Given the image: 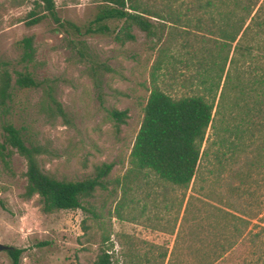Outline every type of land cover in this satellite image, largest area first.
<instances>
[{
	"label": "rangeland",
	"instance_id": "374dc122",
	"mask_svg": "<svg viewBox=\"0 0 264 264\" xmlns=\"http://www.w3.org/2000/svg\"><path fill=\"white\" fill-rule=\"evenodd\" d=\"M31 1L0 0V63L11 84L12 71L24 65L35 79L54 81L66 122L41 88L15 89L0 126L5 118L42 146L39 168L57 180L80 181L100 164L112 168L82 209L44 214L37 195L22 196L24 159L0 150V245L20 249L19 264H93L101 251L109 264H264V235L255 244L241 241L264 227V114H255L263 100L264 0H136L152 35L131 26L133 40L119 43L114 36L124 24L108 21L105 35L70 37L84 43V56L50 20L24 25ZM53 2L61 20L84 26L105 0ZM244 25L187 189L137 169L130 152L151 91L173 100L204 95L227 49L219 50L222 33ZM27 36L35 49L31 64L18 62L17 43ZM113 110L126 113L123 124ZM225 129L242 132L241 143ZM236 217L249 222L245 232ZM0 264H10L6 250Z\"/></svg>",
	"mask_w": 264,
	"mask_h": 264
},
{
	"label": "trees",
	"instance_id": "16d2710c",
	"mask_svg": "<svg viewBox=\"0 0 264 264\" xmlns=\"http://www.w3.org/2000/svg\"><path fill=\"white\" fill-rule=\"evenodd\" d=\"M138 10L136 0H105L104 4L96 7L92 20L84 26H76L69 21L61 20L57 16L53 0H32L31 10L25 16L24 25L31 27L39 24L44 19L50 20L54 24L53 30L63 32L68 37L66 43L77 48L78 54L84 56V43L82 41L74 43L70 37L77 40L85 36L105 35L110 32L107 26L108 21H121L124 24L121 37L114 36V40L119 43L133 40V36L128 32L131 26L136 27L146 36L152 35V25L149 22L148 15L144 11ZM247 26L244 25V28L242 27L241 30L239 28L230 35L222 33L225 41H223L219 50L222 52L224 47L227 49L220 57L218 74L214 78V81H216L209 83L208 87L203 89L204 95L173 100L160 91H151L144 105L143 117L130 152V162L137 169L147 170L157 179L174 187L187 189L194 177L205 132L212 121L213 102L216 97L215 90L223 73V86L230 82L228 81L229 70L224 72V66L227 62L228 65L233 63L232 56L229 57L231 44L234 43L239 33H241L240 36L242 35ZM17 45H20L18 62L31 64L35 55L32 36L23 37ZM216 57L217 55L214 58ZM0 65L2 66L0 71L1 114L8 113L7 103L11 99V92L15 89L41 88L47 102L54 107L55 112L66 122L65 115L54 98V81L35 79L31 71H28L26 65H24L22 71H12L14 78L11 84V73L6 68V63L3 62ZM92 74H95V70H92ZM261 83L264 84V77L261 79ZM261 87L263 100L256 105V115L264 114V86L261 85ZM220 97L221 94L219 93L218 100ZM262 106L263 109H261ZM110 116L116 122L123 124L126 113L113 110L110 112ZM0 130V150L7 149L4 156L8 157L14 151L25 161V186L22 196L30 198L37 195L42 213L49 214L57 211L82 209V201L90 198L96 188L104 187L103 179L107 177L112 168L110 163L95 166L92 175L80 181L57 180L43 173L39 168L37 157L46 153L42 146L25 138L21 130L13 127L5 118H2ZM232 131L235 132L231 133V129H225V132H229L235 138L237 133L236 144H240L241 138H239V135L241 136L242 132ZM229 144L231 147L235 146L234 142ZM236 219L245 225V232L249 222L244 218L236 217ZM254 227V225L251 226V228ZM242 234L239 236L242 237ZM263 235L264 227H260L256 232L248 231L245 233L241 241L248 240V243L255 244L261 240ZM6 253L10 258V264H19L20 249L9 247ZM93 264H109V256L101 251Z\"/></svg>",
	"mask_w": 264,
	"mask_h": 264
},
{
	"label": "water",
	"instance_id": "95a60500",
	"mask_svg": "<svg viewBox=\"0 0 264 264\" xmlns=\"http://www.w3.org/2000/svg\"><path fill=\"white\" fill-rule=\"evenodd\" d=\"M7 249H9V248L0 245V250H7Z\"/></svg>",
	"mask_w": 264,
	"mask_h": 264
}]
</instances>
